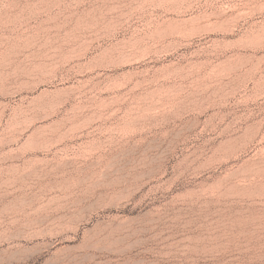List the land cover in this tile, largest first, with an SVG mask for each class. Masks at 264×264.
Returning a JSON list of instances; mask_svg holds the SVG:
<instances>
[{"label":"rangeland","instance_id":"374dc122","mask_svg":"<svg viewBox=\"0 0 264 264\" xmlns=\"http://www.w3.org/2000/svg\"><path fill=\"white\" fill-rule=\"evenodd\" d=\"M0 264H264V0H0Z\"/></svg>","mask_w":264,"mask_h":264},{"label":"bare ground","instance_id":"6f19581e","mask_svg":"<svg viewBox=\"0 0 264 264\" xmlns=\"http://www.w3.org/2000/svg\"><path fill=\"white\" fill-rule=\"evenodd\" d=\"M91 204V203H90ZM85 206V205H84ZM88 206V205H87ZM89 207H91V206H89ZM94 207V206H93ZM87 208V207H86ZM102 208V207H101ZM94 209V208H93ZM79 210H81L80 211V213H79V215H76V214H73L72 216H73V219L75 218L74 216H76V218H78V220L76 221L77 223H78V225L76 226V228L75 229H73L74 230V233H76L79 229H80V226L81 225H86V224H88V223H90V222H92L93 221V219L97 216V215H99V213H100V211L97 209V210H92V211H90V212H87V213H85V211H83V210H86L85 209V207H83V209L81 208V209H79ZM86 211H89V209L87 208V210ZM78 213V212H77ZM72 218V217H71ZM72 219V220H73ZM70 222V221H69ZM73 222L74 223H76L75 222V219L73 220ZM68 223V222H67ZM71 223H72V221H71ZM76 223V224H77ZM66 224V223H65ZM69 225H70V223H68ZM67 225V224H66ZM68 226V225H67ZM69 227V226H68ZM75 227V226H74ZM70 228H73V227H71L70 226ZM66 230H68L67 228H65ZM73 230H71L72 231V233H73ZM76 231V232H75ZM80 231V230H79ZM69 234V233H68ZM71 236V235H70ZM74 236V235H73ZM77 237V236H76ZM69 238V237H68ZM70 239V238H69ZM68 239V240H69ZM14 240H15V238H14ZM20 242V241H19ZM18 243V242H17ZM13 244H14V242H13ZM19 245V244H18ZM15 246V245H14ZM17 247V246H16Z\"/></svg>","mask_w":264,"mask_h":264}]
</instances>
